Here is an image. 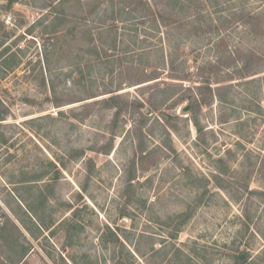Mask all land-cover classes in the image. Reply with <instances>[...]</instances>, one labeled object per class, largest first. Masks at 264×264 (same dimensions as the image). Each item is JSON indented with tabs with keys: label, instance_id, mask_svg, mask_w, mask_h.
<instances>
[{
	"label": "rangeland",
	"instance_id": "rangeland-1",
	"mask_svg": "<svg viewBox=\"0 0 264 264\" xmlns=\"http://www.w3.org/2000/svg\"><path fill=\"white\" fill-rule=\"evenodd\" d=\"M148 1L169 17L124 22L120 49L82 53L80 73L74 17L0 0V264H264V0ZM148 88L161 104L141 136L131 103ZM109 91L116 105L97 102ZM24 172L46 176L31 189Z\"/></svg>",
	"mask_w": 264,
	"mask_h": 264
},
{
	"label": "trees",
	"instance_id": "trees-1",
	"mask_svg": "<svg viewBox=\"0 0 264 264\" xmlns=\"http://www.w3.org/2000/svg\"><path fill=\"white\" fill-rule=\"evenodd\" d=\"M42 7L43 8H49L52 12L57 11L59 8L58 6L62 7L68 14L72 17H74V25L69 28L67 31L69 34H78L80 33L85 37V44L81 45L79 47V51L77 54V59H79L78 64L79 67L77 70L82 73L81 70V57L82 53H89L91 55L97 56L99 59L106 58L108 55H112L113 51L120 49L121 46V35H120V28L121 24H123L126 21L133 20L134 18L141 17L143 12L144 15H153V18L155 21L165 20L167 14H170V11L168 12L167 8H153V6L150 4L148 0H72L71 3L69 0H42ZM180 2V0H175V2ZM63 11L62 13H64ZM142 11V12H141ZM65 12V14H66ZM141 12V14H139ZM73 13V14H70ZM52 24L48 26V33L52 34L54 43H51L53 48H56V51L63 50L65 46H63V43L59 39V36L57 37V34L61 31V27L68 26V23H71V20L68 18V16L65 17H54L51 21ZM92 23V24H91ZM67 30V29H66ZM67 35V34H66ZM87 38V39H86ZM64 42H67L65 40ZM251 56L254 57V53H251ZM104 60V59H103ZM2 66L5 67H12L7 64V61H2ZM204 68L202 67V70ZM251 71V65L248 62H243L240 68L236 69V72L240 75V77H245L249 75ZM201 75V74H199ZM203 77V76H202ZM159 78L158 74L156 72H145L143 71L142 76L139 77V82L137 83H148L151 81H156ZM185 79V78H180ZM122 85V84H120ZM212 79L208 76V78H202L200 85L198 88L200 89L201 93L203 90H207L209 93L213 94L214 90L212 88ZM151 88H158L159 83L155 84L153 86H150ZM151 88H148L151 92ZM54 89V87H52ZM217 90L215 92H219L220 87L217 86ZM151 92L150 97L147 100H135L131 104L135 109H137L140 113V123L139 127L136 129V133L141 136H144L143 129L145 126L149 123L151 116L155 111L159 110V106L161 102L158 100V94L155 92ZM116 91H109V93H112L108 98L103 100H98L97 102L103 103L107 106H113L116 105L115 101L119 100L121 96L119 94L115 93ZM98 94L94 95L97 96ZM86 99V98H83ZM81 99V100H83ZM128 103V102H127ZM126 103V104H127ZM188 110L193 108L192 103L190 106H187ZM148 110V111H147ZM123 111V108L121 107L116 111V117L119 118ZM6 119V116L4 114H0V121ZM165 121L167 118H165ZM1 123V122H0ZM196 125L199 126L198 120H196ZM1 125V124H0ZM145 144V143H144ZM139 153L143 155V153L146 150L145 146L142 145L139 146L137 149ZM109 151V149H107ZM51 164L57 168L56 175L53 177V180L56 181L59 178L60 174V168H58L57 164L54 161H51ZM23 177L21 179L22 182H30L31 186L29 188L37 187L35 184H32V182L36 183L38 181H41L46 176L45 173H37L34 176H31L29 172H24ZM46 187L48 189V194L44 195L42 192L39 195H35V193L32 191V195H35L37 197H40L41 202L45 203L46 200L51 198L55 193V183L50 180L47 182ZM40 192V191H37ZM75 215V211L73 213ZM180 219L179 225L176 227V234H173L174 237L177 236L178 231L180 230V226H182L187 218H189V215L187 212H184L178 216ZM182 251L180 249H177L176 254ZM174 256V255H173ZM250 253L248 251H242L240 254H235L232 256V259L234 261V264H244L249 262ZM23 256L16 261L14 264H20L22 261ZM175 258V257H174Z\"/></svg>",
	"mask_w": 264,
	"mask_h": 264
},
{
	"label": "water",
	"instance_id": "water-1",
	"mask_svg": "<svg viewBox=\"0 0 264 264\" xmlns=\"http://www.w3.org/2000/svg\"><path fill=\"white\" fill-rule=\"evenodd\" d=\"M148 111V110H147Z\"/></svg>",
	"mask_w": 264,
	"mask_h": 264
}]
</instances>
